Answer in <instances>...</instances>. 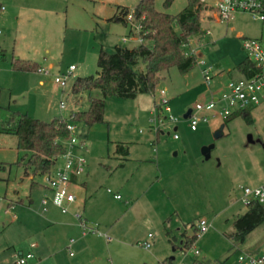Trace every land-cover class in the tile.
<instances>
[{
  "label": "rangeland",
  "instance_id": "1",
  "mask_svg": "<svg viewBox=\"0 0 264 264\" xmlns=\"http://www.w3.org/2000/svg\"><path fill=\"white\" fill-rule=\"evenodd\" d=\"M0 3L6 8L0 12V264H10L16 262V255L30 244L32 239L29 237L33 231H39V222L44 214L41 201L44 195H48L44 176L32 180L25 176V166L18 164L30 153L19 150L18 137L12 133L16 124L11 122V118L24 114L50 122L61 116L68 118L73 112L87 111L90 97L102 98L98 90L75 94L72 86L79 77L97 75L101 48L114 52L116 45L128 48L139 45L133 40L123 42V36H129L131 27L113 20L123 8L132 9L138 2L0 0ZM165 3L166 0H155L156 10L177 16L186 8L188 0H173L170 6ZM203 4L202 25L208 26L213 36L206 38L201 48L200 37L193 38L186 47L187 51L196 48L197 64L193 69L181 73L173 67L164 72L154 96L140 94L135 99L106 98L104 123L88 125L78 122L82 134L80 141L86 146L80 153L86 157L88 167L86 173L79 176L80 185L72 186V189L84 190L81 182L88 181L87 199L96 198L97 211L112 216L106 220L120 217L128 208L124 203L128 199L126 194L131 187L134 192L139 188L136 183L123 188V172L114 165L117 159H113L114 155L118 156L117 147L130 146V142L135 143L153 130L149 121L161 99V90H166L172 114L183 119L198 102L206 103L212 90L217 89L218 94L222 92L224 85L220 86L218 82H228L229 70L238 76L236 66L247 54L242 48L243 39L236 35L256 38L264 45V23L253 20L247 13H240L235 15L230 25L208 24L207 21H216V16L207 4ZM17 59L37 63L43 70H15L13 61ZM201 61L213 68L210 86L203 77ZM49 64H53L52 70L48 68ZM72 65L77 70L67 84L61 86L56 83L55 79L61 78ZM136 70H145V65L140 63ZM62 102L65 109L61 108ZM189 127L188 120L180 122V132L183 136L186 134L183 139L188 140L192 152L197 151L192 155L201 162V143L214 142L215 135H202L204 137L198 141L196 138L202 133L201 129L195 134ZM257 129L264 130V118L257 122ZM257 129L238 119L232 128V137L219 139L213 154L220 153L221 159L225 157L227 160L232 159L231 155H238L234 157L236 160L244 158V152L236 153L240 151L236 145L241 144L246 132L252 131L257 136ZM162 132L171 133L172 130L162 128ZM231 162L234 163V159ZM58 163L61 165L62 160ZM208 165H200L198 169L201 175L207 174L205 177L209 178L205 184L201 183V175H194L198 183L192 187L176 177L170 183L169 196L164 200L154 197L150 207H137L136 217L120 218L115 233H108L112 245L109 249L100 248V258L94 264H159L164 260H170L171 264H246L239 261L242 254H250L244 251L246 246L237 249L228 235L235 231L236 216L245 213L247 206L234 201V194L228 196L230 187L226 171ZM156 189L160 187L155 186L152 192ZM115 194L122 195L123 201L115 199ZM79 199H83V195ZM163 211L166 215L160 217ZM201 219L207 223V232L192 248L185 250L181 245L185 229L186 235L191 237L194 231L191 223L196 224ZM165 221H168L166 226ZM167 232L172 241L173 236L177 240L170 243ZM149 234L154 236V243L150 250H146L141 244ZM251 243L255 254L252 255L264 256V223L247 237L245 244ZM195 250L200 252L199 255H195Z\"/></svg>",
  "mask_w": 264,
  "mask_h": 264
},
{
  "label": "crops",
  "instance_id": "2",
  "mask_svg": "<svg viewBox=\"0 0 264 264\" xmlns=\"http://www.w3.org/2000/svg\"><path fill=\"white\" fill-rule=\"evenodd\" d=\"M0 5L2 4L0 3ZM134 8L135 7L130 10H133ZM207 23H213L216 25L223 24L217 19L216 21H207ZM126 26L129 27V25ZM204 30V35L200 37L202 45L197 46H200L199 48L204 45L203 42L206 38L213 36V33L208 28V26L204 27ZM207 31H210V34L207 35ZM131 32L132 29L130 30V34ZM125 36L128 35L126 34ZM125 36H123V38ZM236 37H239L241 40L243 38H246V36L242 35H236ZM191 46H194V44H191ZM245 59L248 58L246 57ZM53 67V64H49L48 68L52 70ZM227 74L229 77L228 81H230L231 79H238L243 76L238 70V76L233 75V70H229ZM227 83L224 84L223 82H218V85H224L223 88H225ZM217 91V89L212 90L210 93V98L213 95H217ZM210 98L206 100V102H208ZM247 112V115L251 120L249 123L242 116H239L241 118H236L238 116L234 115L231 117L232 119L217 117L212 119L208 123H201L196 131H193L189 127V130L195 134L201 129L202 133L196 138L198 139V141L205 135L207 136L211 133L215 135L214 142H206V144H204L203 142L201 143V147H199L200 154L201 156H203V160L201 162L199 160H196V158H194L192 155L197 151L195 150V152H192L193 150H191L192 148L188 143V140L183 139L186 134H184L183 136L182 132H180V122L182 120L187 121L186 116L183 119L179 118L180 122L177 124H168L156 130L152 128L153 130L144 135L143 138L140 137L135 143L130 142V146L129 144L126 145L128 149L127 155L119 153L118 156L114 155L113 159H117L120 162L117 164V160H115L114 165L116 166V168H120L123 172L122 182L125 185L123 188H125L129 183H132L133 185L136 183L140 188L139 189L137 187V192H134L133 187L130 188L129 192L126 194L128 199L124 202L128 208H126L125 211L122 212V215L120 217L117 218L113 216L112 220H106V218H111L112 216H108L110 215L108 213H100L97 211L95 205L96 198H92L90 196L91 198L89 200L87 199V193L89 189L88 181L85 180L81 182L82 188L84 190H73L72 186L78 187L80 185L79 177H77L74 181V184L71 186L72 191L77 194V200L74 204L71 205L70 212L67 214H63L57 207L50 203L47 211L44 212L39 222V231L37 229H35L36 231H33L32 235L29 237L30 239H32V241L27 246L25 251L22 250L18 255H16V258L19 255L32 253L34 255V258L30 259L28 264H94L100 258V248L109 249L110 245H112V239L108 235V233H115L117 224L121 221L120 218L124 219L125 217L130 216L136 217L137 215L135 211L137 207H140V205L150 207V203L154 200V197L155 199H157V197H160L161 200H164L165 197L169 196V190L171 186L170 183L173 180L175 181L176 177H180V180H182L183 183L188 182V184L184 183L188 187L195 186V184H197L198 182L196 183L197 180L196 178H194V175L200 177L199 175L202 174V172L198 170L200 165L206 167L207 164H209L208 166L211 168L215 167L216 169L225 170L228 175L227 181L229 182L230 187L228 188L227 194L228 196L234 194V201L241 203L240 197L242 195V187H256L264 184V130L258 131L257 129V122L260 119L264 118V103L248 110ZM238 119H242L247 126H256L258 134L257 136H255L253 135L252 131L246 132L241 144L236 145L237 149L240 150L236 151V153L239 154L241 152H244V158L240 157L236 160V158L234 157H237L238 155H231L232 159H234V163L231 162L232 159L227 160V158L225 157L224 158L226 159V162H224V158L221 159V155L219 152V155L217 154V152L216 155H214L213 153H215L214 151L217 148L216 144L219 139L221 140L223 138L232 137V128L235 127L236 121H238ZM237 124L239 125L238 122ZM162 128H169L170 130H172V132L164 133L162 132ZM175 134L179 136L178 139L174 137ZM167 137H171V139ZM84 147L86 148L85 144ZM204 156L206 158H204ZM205 175L207 176V174H204L200 177L201 183L203 184L209 181V178H206ZM222 183L226 184L227 182ZM141 186L143 188H141ZM155 186L160 187V189H156V191L153 193L152 191ZM45 192L48 195L44 196L51 197V191L49 189L46 188ZM82 195L83 199L80 200L79 196ZM116 195L120 194H115L114 198ZM120 196L121 199L119 201H123V196ZM6 212L8 211L6 210ZM77 214L81 215L82 219H84L90 225L97 224L101 232L107 234V237L92 234L83 236L81 228L79 226V220L76 218ZM165 215L166 211H163V214L160 213L159 216L162 217ZM14 218L16 219L15 216ZM199 222H197L196 224L191 223L192 229L194 231L195 228L198 229ZM166 224H168V221H165V226ZM186 234L187 231L185 229L184 234L181 238V245L183 246V248L187 243L188 238H190ZM149 235L144 241H142L141 244L142 248H144L142 245H144L145 243L151 244V247L146 250H150L153 247L154 243V236L151 234L152 237H149ZM167 237L170 243L177 240L173 236L172 241L169 232H167ZM72 239L74 240V243L71 244L70 241ZM234 246L239 250L243 249V246H246L244 251L250 254H254V247L252 243ZM16 262L10 264H16Z\"/></svg>",
  "mask_w": 264,
  "mask_h": 264
},
{
  "label": "trees",
  "instance_id": "3",
  "mask_svg": "<svg viewBox=\"0 0 264 264\" xmlns=\"http://www.w3.org/2000/svg\"><path fill=\"white\" fill-rule=\"evenodd\" d=\"M137 2L133 10L123 8L113 20L127 25L126 17L132 12L134 21L142 26L141 35L146 42L132 48L116 45L114 52L100 49L97 75L79 77L74 82L72 91L79 94L98 90L102 98L90 97L89 109L72 113V120L88 125L104 123L106 98L135 99L140 94L154 96L164 72L176 67L181 73H187L196 66V56L187 51L186 47L188 48L193 38L202 37L205 33L202 25L204 4L201 0H188L186 8L177 16L157 11L155 0ZM172 2L173 0H166L165 5L170 6ZM140 63L145 65V70H136ZM13 67L24 72L41 71L39 64L19 59L13 61ZM237 70L242 75L252 76L256 72V66L249 59H245L237 65ZM247 114L244 111L235 115L242 116L249 123L251 120ZM67 120L68 118L59 117L46 122L24 114L12 116L11 122L16 124L12 133L18 137V148L30 153L18 162L25 166L26 177L34 180L37 176L50 174L58 160L66 154L64 142L71 138ZM117 152L127 155L128 149L119 145ZM75 179L74 176L72 181ZM263 223L264 204L253 202L247 205L245 213L236 216L235 231L228 237L235 245H243L247 237ZM198 232L195 228L194 234L184 246L185 250L192 248L198 240ZM159 264H171V261L166 260Z\"/></svg>",
  "mask_w": 264,
  "mask_h": 264
},
{
  "label": "built area",
  "instance_id": "4",
  "mask_svg": "<svg viewBox=\"0 0 264 264\" xmlns=\"http://www.w3.org/2000/svg\"><path fill=\"white\" fill-rule=\"evenodd\" d=\"M201 2L207 4L214 12L216 19L226 25L230 24L235 15L240 13H247L252 16L253 20L264 22V0H201ZM4 10L5 6L1 5L0 12ZM126 21L132 32L129 36L122 38V41L133 40L138 42L139 45L143 44L142 26L134 21L132 12L126 17ZM206 34H210V31H207ZM242 43L247 58L256 66V72L252 76L243 75L241 78L231 79L222 92L213 95L208 102H198L194 109L190 110L186 115V119L193 131H196L201 123H208L217 117L227 119L264 103V45L257 39L247 37L243 38ZM189 52L196 56L195 50ZM200 64L204 66L202 73L205 82L210 86L213 79V68L212 66H205L204 61H201ZM75 70L76 66H70L61 78L55 79L56 83L65 86ZM168 101L166 90L162 89L161 99L157 103L153 116L149 121L151 127L155 130L168 124L180 122V119L172 114L171 109L168 107ZM61 108L65 109L64 102L61 103ZM71 116L74 117L71 113L67 120V129L71 138L64 142L67 152L60 158L62 164L59 165L57 162L52 172L43 178L46 188L51 191V197L44 196L41 201L44 212L47 211L50 203L63 214L70 212L71 205L77 200V194L71 190V186L74 184L72 181L73 177L77 178L83 175L87 167L88 161L80 153L85 148L84 143L80 141L82 136L80 127L78 122L71 119ZM174 137L176 139L179 138L177 134ZM241 189L240 201L243 205L247 206L253 202L264 204V184L256 187L244 186ZM109 192L111 191L109 190ZM115 198L120 200L121 196L116 195ZM76 218L79 220L83 236L92 234L107 237V234L101 232L97 224L90 225L79 214L76 215ZM207 230V223L201 220L198 225V239ZM149 237H152V235L150 234ZM70 243H74V240L72 239ZM142 246L145 249H149L151 244L145 243ZM199 253L198 250H195V255H199ZM33 258L34 255L32 253L19 255L16 264H28L29 260ZM239 261L246 264H264V256L257 257L252 254H242L239 257Z\"/></svg>",
  "mask_w": 264,
  "mask_h": 264
}]
</instances>
